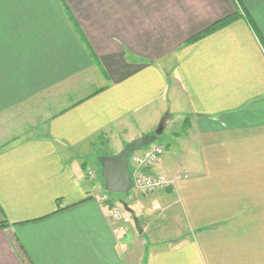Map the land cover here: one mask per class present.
Wrapping results in <instances>:
<instances>
[{
	"label": "crops",
	"instance_id": "obj_1",
	"mask_svg": "<svg viewBox=\"0 0 264 264\" xmlns=\"http://www.w3.org/2000/svg\"><path fill=\"white\" fill-rule=\"evenodd\" d=\"M163 132L139 233L76 155ZM2 222L0 264H264V0H0Z\"/></svg>",
	"mask_w": 264,
	"mask_h": 264
},
{
	"label": "rangeland",
	"instance_id": "obj_2",
	"mask_svg": "<svg viewBox=\"0 0 264 264\" xmlns=\"http://www.w3.org/2000/svg\"><path fill=\"white\" fill-rule=\"evenodd\" d=\"M39 96L34 97L33 99H30V100H27L25 103H21V104L16 105L13 108V111L11 112L10 115L7 113L3 114L5 116L4 117L5 122H7L8 119L12 120V122H10V121L9 122L12 123V126H14L15 130H17V131H14V132H16L15 134L22 135L23 131L26 129V124H29L32 126L35 123L34 118H35V115L39 112V110L41 108V102H42L41 97H39ZM181 125H183V124L181 123ZM22 129H23V131H22ZM164 133H166V132L157 134L155 136V141L153 144H162L161 146H163L164 142H166L165 141L166 135H163ZM28 134L29 133H26L25 137H28ZM30 134L34 135V134H37V132L31 131ZM25 137H18V138H19V140H22ZM14 140H17V138H15ZM114 149L115 148L112 149L111 147L106 148L105 150H109V151L111 150L110 151L111 153H105V154L108 156H110L111 154L113 155L115 153L113 151ZM141 149H143V148L135 150L129 156V159L131 158V156L133 154H135V156L140 155L141 152H139V151ZM76 156H78L79 164H81V166H84V169H83L84 173L83 174L87 175L92 180L94 179L95 183H98V186L96 184V189L99 191V194L103 195L102 199L105 198V199H103V201L109 206V208H111V210L116 209L117 211L120 212L122 217H124V216L127 217L129 214L123 208L122 203H126L127 205H130V202H132L134 197L138 196L140 194H138L137 192L132 191V190H130L126 194H115V193L107 192L104 188V182H103V180H101L100 163L97 161V158L100 155L84 154V155H76ZM84 160L86 162H83ZM128 163L130 164V161H128ZM131 170H132V167H131ZM131 170H130V173H131ZM158 192H156V193H158ZM143 196H145V195H143Z\"/></svg>",
	"mask_w": 264,
	"mask_h": 264
},
{
	"label": "water",
	"instance_id": "obj_3",
	"mask_svg": "<svg viewBox=\"0 0 264 264\" xmlns=\"http://www.w3.org/2000/svg\"><path fill=\"white\" fill-rule=\"evenodd\" d=\"M154 136H143L132 140L122 151L116 155H100L97 161L100 163V174L104 182V188L109 193L125 194L132 189V179L128 167L129 156L137 149L153 144ZM123 208L130 214L137 231L141 228L134 211L126 203H122Z\"/></svg>",
	"mask_w": 264,
	"mask_h": 264
},
{
	"label": "built area",
	"instance_id": "obj_4",
	"mask_svg": "<svg viewBox=\"0 0 264 264\" xmlns=\"http://www.w3.org/2000/svg\"><path fill=\"white\" fill-rule=\"evenodd\" d=\"M162 152H164L163 146L159 144H151L145 147L140 155L135 156V154H133L131 156L132 191H135L140 195H152L168 187L169 181L166 178L154 176L148 172ZM111 214L115 219L121 218L120 212L116 209H112Z\"/></svg>",
	"mask_w": 264,
	"mask_h": 264
},
{
	"label": "trees",
	"instance_id": "obj_5",
	"mask_svg": "<svg viewBox=\"0 0 264 264\" xmlns=\"http://www.w3.org/2000/svg\"><path fill=\"white\" fill-rule=\"evenodd\" d=\"M238 18V15H230V16H227L217 22H215L214 24H212L211 26H209L207 29H205L204 31H202L201 33L197 34L195 37H192L190 39V41H193V40H197L205 35H208L212 32H215L227 25H229L230 23H232L234 20H236ZM128 193V192H127ZM126 194V193H125ZM8 224L5 223V222H2L0 223V228H3L5 226H7Z\"/></svg>",
	"mask_w": 264,
	"mask_h": 264
}]
</instances>
